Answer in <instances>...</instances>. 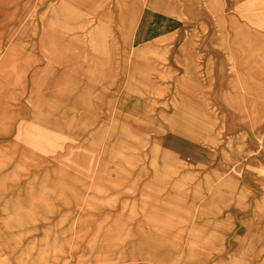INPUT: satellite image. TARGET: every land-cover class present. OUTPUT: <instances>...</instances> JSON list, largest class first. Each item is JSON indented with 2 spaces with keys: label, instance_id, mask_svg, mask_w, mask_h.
I'll use <instances>...</instances> for the list:
<instances>
[{
  "label": "rangeland",
  "instance_id": "1",
  "mask_svg": "<svg viewBox=\"0 0 264 264\" xmlns=\"http://www.w3.org/2000/svg\"><path fill=\"white\" fill-rule=\"evenodd\" d=\"M165 2L177 10L165 15L166 20L175 24V29L169 32L186 31L182 45L189 43L188 37L194 40L191 49L199 81L193 86L195 81L187 80L185 70L175 74L169 71L167 63L150 57L148 65L156 74L154 87L170 93L158 99L154 106L161 114L167 110L169 117L176 120L177 108L167 109V106L175 100L177 86L183 85L184 108L199 113L204 123L193 129L208 127L206 140L197 143L114 109L113 131L128 136L131 144L143 147L141 152L129 154L139 152L133 157L134 174L144 173L133 174V178L126 175L117 178L114 168L113 175L103 168L102 163L122 161L115 141L110 142L113 146L109 149L107 146L90 149L86 142L74 139L71 132L70 137L58 134L51 138L50 134L51 145L46 155L52 159L42 158L45 150L40 147L35 160L30 158L25 141H18L19 149H11L10 171L16 178L5 182L6 189L0 195V221L7 229L0 239L9 244L7 249L0 248V264H146L141 260L146 243L148 252L154 240L176 242L183 252L194 240L190 232L196 217L190 216V212L205 209L207 203L177 199L176 192L191 194L200 190L205 200L207 178L217 185L228 179L241 181L243 173L249 172L253 180L264 181V149L241 162L231 155L228 146L229 140L244 130L264 142L263 125L248 117L243 104L236 69L238 64L252 60L253 43L264 46V35L256 33L248 37L240 50L236 49L239 41L236 29L248 30L252 26L244 20L238 21L235 14L246 17L253 12L235 6L226 13L222 0ZM188 8L195 14L181 15L187 13L182 9ZM94 23L91 28L98 26ZM201 24L205 26L199 34L196 30ZM98 32L68 34L67 94L74 104L82 101L86 89L97 92L105 86L109 59L96 48V43L86 42ZM122 59L125 60L124 55ZM119 68H123V63ZM129 83L130 78L120 77L116 91L126 87L130 92ZM192 89L194 94L189 95ZM190 98L200 101L199 108ZM132 99L141 103L147 97L136 93ZM14 144L6 146L14 147ZM154 151L172 160L171 179L166 178L169 174L152 169Z\"/></svg>",
  "mask_w": 264,
  "mask_h": 264
},
{
  "label": "bare ground",
  "instance_id": "2",
  "mask_svg": "<svg viewBox=\"0 0 264 264\" xmlns=\"http://www.w3.org/2000/svg\"><path fill=\"white\" fill-rule=\"evenodd\" d=\"M223 2L225 4L221 5L225 7L226 13L231 12L235 6L244 12L250 10L253 12L251 16L247 15L246 17L240 13L235 14L238 21L244 20L252 26L248 30L240 27L236 29L239 39L236 46L237 50H240L248 42L249 36L256 33L264 35V0H222ZM148 4H150L149 15L161 7L159 0L148 1ZM217 4L219 3L216 2L214 5L217 6ZM112 5V12L102 18L101 30L96 35L90 36V39H86L90 45L96 43V48L109 59L103 89L97 92L86 89L82 101L76 104L68 99L67 111L61 106H54L52 114L59 121L54 123L52 129L45 132L40 127H23L19 129L16 139L17 142L24 140V146L27 149L30 146L37 150L42 146L38 143L49 138V132L52 134V138L58 134L68 137L74 134V139L86 142L90 149H103L104 146L109 149L113 146L109 145L110 142H118L116 145L121 152L120 156L123 157L122 161L110 162L109 164L102 163L103 168L105 167L111 175H113L112 168H114L117 178L120 177L119 175L133 178L135 169L133 165L136 161L133 160V157L139 155L143 147H140L139 144H131L128 136L113 131L112 112L114 109L148 125L160 126L171 133L180 134L197 143H203L210 130L208 127L200 130L193 129L202 126L204 121H201L197 111L193 113V111L184 108L185 87L181 84L177 87L175 100L170 101L167 106V109L177 108L176 120L169 117L167 110H163L161 114L154 105L159 101L158 99L169 96L170 93L167 89L159 90L154 87L153 76L156 74L144 62L145 59L127 62L122 59L120 52L122 46L127 45L129 46V53L135 56L139 55L142 58L155 56L162 63H167L172 71L175 69L178 71L185 70L187 80L189 82L193 80L196 83L199 80H197L194 68L195 57L191 49L194 42L192 36L187 38L189 43L182 45L181 42L184 41V32L186 31L169 32L174 29L173 21L151 18L144 14L140 15V8L144 12V1L140 4L137 0H118L113 1ZM203 30V27L199 26L196 31H199L200 34ZM140 43H143L145 47L137 49ZM164 45H167V48H164ZM120 63H123L121 70L119 68ZM236 69H238V88L243 93V104L248 117L261 123L264 127V46L253 43L252 60L238 64ZM118 76L119 78H126V80L130 78V92L126 87L119 92L116 91ZM42 89H44L43 86ZM136 93L147 97V99L142 100L141 103H136L132 99ZM104 95L106 98L103 97ZM116 95H119L117 100ZM58 96L60 95L58 94ZM107 96L110 97L107 98ZM189 101L196 103L198 108L201 105L200 101L195 99L190 98ZM79 114L80 116H78ZM44 115L43 109L38 110L37 120H42ZM102 120L103 122H101ZM15 133V129L12 127L0 128V141ZM260 140L255 139L247 130H244L229 140L228 146L232 151L231 155L241 162L247 161L257 151L262 153L261 149L263 150L264 147L261 148V145L264 142H260ZM17 142H15L14 147L0 145V195L6 189L5 182L16 178L14 175L12 176L10 168H13L11 149L18 150L20 147ZM134 151L139 152L129 155ZM152 159L153 161L150 162L152 169L156 172L169 174L166 178L171 179L172 172L169 167L173 166L172 160H168L166 156H161L155 151L152 154ZM134 175L143 176L144 173ZM210 181L213 180L207 178L205 200L201 198L200 190L191 194L180 190L175 195L180 200H193L195 201L194 204L197 203L196 201H206L207 203L205 209L190 212V216L196 217L190 232L194 239L192 243L183 252H181V245L178 243L159 240L151 242L150 252H148L146 243V251L143 249L141 257L142 262L146 264H198L203 260V256L199 255L200 251L205 247L212 249L219 247L224 236L233 229L235 223L233 211L238 210L229 207L234 204L239 205L243 210L245 209L244 213L248 220L244 217V221L247 220L245 227L248 231L257 235L260 234L261 231L257 224L260 223V227L264 228V181L261 178L253 180L249 172L243 173L241 181L228 179L225 182L220 181L217 185H212ZM252 203H254L253 209L248 207ZM5 233H7L6 226L0 221V238H3ZM8 247L7 242L0 241V248L7 249Z\"/></svg>",
  "mask_w": 264,
  "mask_h": 264
},
{
  "label": "crops",
  "instance_id": "3",
  "mask_svg": "<svg viewBox=\"0 0 264 264\" xmlns=\"http://www.w3.org/2000/svg\"><path fill=\"white\" fill-rule=\"evenodd\" d=\"M113 1L118 0H0V128L12 127L16 132L0 141L1 146L17 142L16 135L23 127H40L45 132L52 129L58 121L52 114L54 106L68 110V34L70 31H100L102 18L113 10ZM137 1L145 4L144 12L140 8L139 14L148 16V1L154 0ZM159 1L161 7L149 17L166 20L165 15L177 13L166 5V0ZM182 10L187 13L181 15L195 14L191 8ZM94 22L98 26L91 28ZM200 26L204 29L205 24ZM128 47L123 45L120 51L124 61L145 59L149 64L150 57H154L135 56L129 53ZM143 47L140 43L137 49ZM194 91H188L189 95ZM42 109L45 115L38 121L37 112ZM38 144L45 150L42 158L52 159L46 155L50 137ZM27 150L30 158L37 159V149L29 146ZM248 207L253 209L254 203ZM229 208L238 210L233 211V229L224 236L219 247L201 250L199 255L203 260L198 264H264V228L258 223L260 234L250 233L245 227L248 220L245 209L235 204ZM244 217L247 220L244 221Z\"/></svg>",
  "mask_w": 264,
  "mask_h": 264
}]
</instances>
